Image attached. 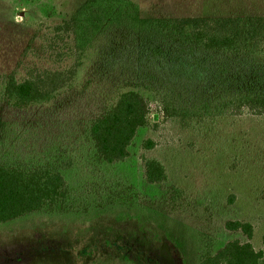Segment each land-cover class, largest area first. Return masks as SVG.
Listing matches in <instances>:
<instances>
[{"label": "rangeland", "instance_id": "obj_1", "mask_svg": "<svg viewBox=\"0 0 264 264\" xmlns=\"http://www.w3.org/2000/svg\"><path fill=\"white\" fill-rule=\"evenodd\" d=\"M85 1L0 0V88L10 74L20 81L30 70L71 65L72 44L61 42L53 27ZM131 1L142 18H264V0ZM114 37L118 53L86 73V89L67 90L49 104L23 110L0 103V164L59 158L69 191L64 205L0 226V264H98L112 258L172 264L170 245L183 264H198L202 253L214 254L232 240L264 253V116L157 123L154 95L144 91L151 113L126 160L107 165L92 151L87 126L121 79H150L181 100L208 82L198 63L154 56L143 43L137 79L136 43L116 44ZM148 139L154 147L146 151ZM143 156L162 163L165 183L145 180ZM227 221L249 223L252 238L227 231Z\"/></svg>", "mask_w": 264, "mask_h": 264}, {"label": "trees", "instance_id": "obj_2", "mask_svg": "<svg viewBox=\"0 0 264 264\" xmlns=\"http://www.w3.org/2000/svg\"><path fill=\"white\" fill-rule=\"evenodd\" d=\"M53 33L61 42H71V65L61 70H30L20 81L13 74L8 75L0 88L1 104L23 110L49 104L67 90L86 89V73L119 51L110 41L112 36L118 41L116 44L124 39L136 43L132 53L137 59L133 68L137 79L142 75V43L151 48L154 56L160 52L182 65L198 63L199 75L208 77V82L183 100L171 90L148 83L150 79L144 84H137L136 79H121L112 95H104L103 107L86 131L92 151L107 165L126 160L138 129L148 123L152 105L144 91L154 95L157 123L264 116L263 17L142 18L139 7L131 0H86L68 20L54 26ZM120 49L123 54L127 51ZM153 147L152 140L143 142L144 150ZM141 160L148 183L167 181L160 161L144 156ZM61 169L59 158L52 157L28 165L0 164V226L67 203L69 191ZM233 200L231 196L229 202ZM224 228L252 238L249 223L227 221ZM13 240L16 242V238ZM170 250L172 264H183L179 251L171 245ZM98 264L135 263L112 258ZM198 264H264V253L255 251L250 243L232 240L214 254L202 253Z\"/></svg>", "mask_w": 264, "mask_h": 264}]
</instances>
